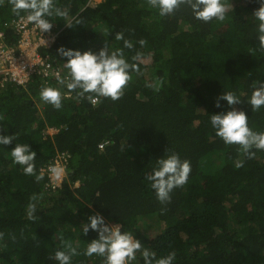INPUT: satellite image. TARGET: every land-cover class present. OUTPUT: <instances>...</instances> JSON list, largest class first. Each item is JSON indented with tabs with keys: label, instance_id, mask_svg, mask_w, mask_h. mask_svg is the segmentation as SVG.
<instances>
[{
	"label": "trees",
	"instance_id": "16d2710c",
	"mask_svg": "<svg viewBox=\"0 0 264 264\" xmlns=\"http://www.w3.org/2000/svg\"><path fill=\"white\" fill-rule=\"evenodd\" d=\"M223 2L232 4L226 19L205 23L186 5L160 16L147 0H54L67 15L46 17L55 39L40 53L52 70L34 72L24 84L2 82L0 74V134L16 135L0 145V264H59L54 254L64 250L61 237L80 253L71 264H104L103 257L83 254L98 239L97 232L84 235L81 228L95 213L109 226L120 224L156 259L174 251L173 264H264V150L252 149L255 156L248 159L238 145L217 137L210 123L211 115L235 107L246 113L252 130L264 132V107L252 111L247 103L253 82H264L259 21L252 15L260 0ZM11 8L8 0L0 5L7 46L19 38L12 20L25 13ZM117 32L133 49L115 39ZM104 45L109 53L123 49L141 74L131 73L118 101L77 100L58 83V76L67 81L68 70L57 49L98 53ZM137 53L141 60L132 61ZM46 86L61 91L59 110L40 99ZM228 91L242 103L230 107L221 100L215 107ZM49 127L58 131L48 135ZM17 143L36 152V174L57 151L69 154L60 187L49 190L45 174L36 182L13 163ZM173 152L192 170L170 194L171 202L161 205L144 177ZM33 195L37 200L31 201ZM29 203L36 206L34 219ZM131 264H144L140 252Z\"/></svg>",
	"mask_w": 264,
	"mask_h": 264
},
{
	"label": "clouds",
	"instance_id": "9594fccd",
	"mask_svg": "<svg viewBox=\"0 0 264 264\" xmlns=\"http://www.w3.org/2000/svg\"><path fill=\"white\" fill-rule=\"evenodd\" d=\"M5 0H0L3 5ZM12 6L11 11L19 15L21 12L28 13L26 19L34 23L41 33L49 32L53 27L46 17L53 15L64 17L66 11L54 6V0H8ZM147 4L159 10L160 16L173 14L182 5L188 6L194 18L205 23L213 19L224 21L229 10L232 11V4L229 5L223 0H147ZM253 17L259 21L258 24V41L259 49L264 52V0H260V6L253 12ZM79 24L80 22L77 21ZM115 39L123 41V47L133 49V43L124 38L123 32H117ZM141 46L146 44L144 39L138 41ZM47 42L44 41L46 46ZM57 54L66 58L64 67L68 70V79L57 77L58 83L65 85L69 93H76V98H86L93 105L100 102L101 98H110L112 101H118L124 95L125 89L132 80V72L141 74L137 63H129L125 58L123 49H116L111 53L108 52L106 45L98 53L91 51L66 49L60 47ZM132 61L141 60V54L137 53L131 57ZM254 90L247 103L251 106L252 111H259L264 107V82L254 81ZM159 91V87L155 86ZM40 99L45 103L59 110L62 107L63 95L57 88L46 86L39 93ZM226 101L228 106L239 105L241 99L233 92L228 91L217 97L215 107H221L219 101ZM210 123L215 130V135L222 139L226 145H238L240 151L248 159H253L255 153L252 149L264 150V132H257L248 126V116L243 110L231 107V110L213 114L210 117ZM58 131L57 127H49ZM4 129L0 128V133ZM16 139V135L0 134V145H9ZM63 152V151H57ZM56 152V153H57ZM55 156V155H54ZM11 157L14 164L23 166L25 175L34 176L36 182L44 178V174H36V152L31 150L29 144L17 143L11 149ZM53 159V158H52ZM49 163V162H48ZM47 164V163H46ZM156 167L152 173L146 174L145 179L150 181L151 188L155 191L156 199L161 205L171 202V193L175 188H182L187 182L191 173V163L189 160H181L175 152L156 160ZM237 168L243 166V161L235 165ZM42 167V166H41ZM50 179L62 183L63 177L67 174L66 169L59 164L50 165L48 169ZM31 201L37 200L33 195ZM161 214L166 212V208H161ZM36 206L34 203L28 205V217L34 219ZM89 223L82 224V232L87 235L89 230L97 232L98 239H93L88 243L84 255L92 257L93 255L103 257L104 264H131L136 260V254L141 253L144 264H173L176 253L170 252L166 257L156 259V254L147 249H142L140 240L135 239L130 232H122L120 224L107 225L104 218L95 213L88 217ZM3 233H0V239ZM64 250H58L54 254V259L59 264H71L73 256L79 255L72 244L61 237Z\"/></svg>",
	"mask_w": 264,
	"mask_h": 264
},
{
	"label": "built area",
	"instance_id": "2783aa9c",
	"mask_svg": "<svg viewBox=\"0 0 264 264\" xmlns=\"http://www.w3.org/2000/svg\"><path fill=\"white\" fill-rule=\"evenodd\" d=\"M28 13H23L12 20V27L15 29L19 38L17 43L12 46L4 45L2 38L4 36L3 29L0 28V74L2 82H12L14 84H24L34 72H43L47 74L50 70L49 65L45 62L44 57L40 53V48L46 46L55 39L53 30L41 33L34 23L27 21ZM104 141L98 146L102 148ZM69 157L66 152H57L53 159L40 167V173L47 176L46 187L54 190L60 187V182L50 179L48 172L50 165L59 164L65 166Z\"/></svg>",
	"mask_w": 264,
	"mask_h": 264
},
{
	"label": "rangeland",
	"instance_id": "374dc122",
	"mask_svg": "<svg viewBox=\"0 0 264 264\" xmlns=\"http://www.w3.org/2000/svg\"><path fill=\"white\" fill-rule=\"evenodd\" d=\"M95 3H98V2H100V1H102V0H93ZM243 3H246V0H241ZM46 134H48V135H53L54 133H56L55 132V130L54 129H46V132H45ZM64 178V177H63ZM61 185V184H60ZM75 186H77V184L75 185Z\"/></svg>",
	"mask_w": 264,
	"mask_h": 264
}]
</instances>
